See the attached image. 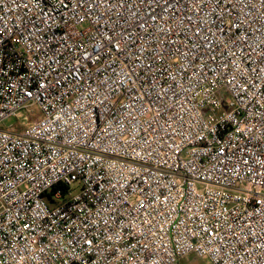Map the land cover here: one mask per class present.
<instances>
[{"label": "built area", "instance_id": "2783aa9c", "mask_svg": "<svg viewBox=\"0 0 264 264\" xmlns=\"http://www.w3.org/2000/svg\"><path fill=\"white\" fill-rule=\"evenodd\" d=\"M190 254L264 264V0H0V264Z\"/></svg>", "mask_w": 264, "mask_h": 264}, {"label": "rangeland", "instance_id": "374dc122", "mask_svg": "<svg viewBox=\"0 0 264 264\" xmlns=\"http://www.w3.org/2000/svg\"><path fill=\"white\" fill-rule=\"evenodd\" d=\"M41 117L40 110L38 108L34 109V115L28 114L26 111H23L19 114V118H12L6 122V126L19 125V119L25 120L28 125L35 120ZM72 195H75L79 192L76 186L72 187ZM178 264H211L206 258H199L194 254H190L179 261Z\"/></svg>", "mask_w": 264, "mask_h": 264}]
</instances>
